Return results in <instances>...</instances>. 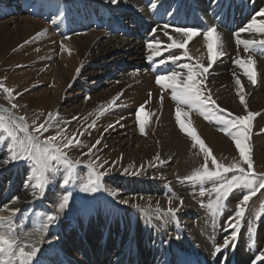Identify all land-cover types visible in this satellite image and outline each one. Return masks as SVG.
<instances>
[{
    "label": "bare ground",
    "instance_id": "obj_1",
    "mask_svg": "<svg viewBox=\"0 0 264 264\" xmlns=\"http://www.w3.org/2000/svg\"><path fill=\"white\" fill-rule=\"evenodd\" d=\"M184 1L187 2L189 6L192 5V7L196 9L194 1ZM247 1L248 0H228L229 5L231 4V6L234 7L235 17L230 24L228 20L224 21V29H217L221 34L220 50L223 51L225 55L215 63L213 69L207 75V80L211 87L212 85L213 87L217 85L216 83H218V80L227 82L226 87L222 86V88L217 91L216 89L213 90L210 88L211 94L214 100L219 99L222 101L220 104L221 108L232 109V112L238 114L239 112L234 109L241 110L243 105H240L239 96L237 95V85L234 82V74L241 80L242 87L244 88L247 109H250V111L253 109V112L264 109V48H257L256 51H249L246 53L243 45H236L233 36V33L237 29L243 27L250 21L255 12L264 8V0H255L254 3H251V0L249 3H247ZM178 2H174L175 6ZM189 2L191 3L189 4ZM225 2V0H209L208 4L210 6H213V4L222 5ZM202 3L205 5L204 1H202ZM28 7H31L29 13L26 15L21 14L26 11ZM184 7L186 8V5ZM192 7L190 6L189 8ZM245 8L247 11L243 15L242 12ZM149 10L150 7H146L142 0H119V3L116 5L111 4L109 0H0V16L4 15L7 11H18L21 15L19 16V21H15L12 18V20L7 19L0 22V37L1 35H6L4 40L0 39V43L4 47L8 44L10 45L12 42H15L11 45L12 47L19 43V46L11 53L10 60L15 64V67L16 65L24 67L16 73L10 74L12 82L21 79L23 76H28V74L32 72V67L37 63L33 64L30 62L31 65L28 62L30 56H33L31 58L34 61H37L39 56L49 55L50 57L48 56V58L55 57V59H57L53 62V68L57 74L55 82L60 83L59 87L57 85V88L61 90L67 88L68 84L66 85V83L68 79L69 82L75 81L76 85L79 86L80 84L83 85L88 83L90 80H95L98 77H104L105 75H119L122 77L114 81L115 85L112 86L110 95L107 96L108 100H105L104 104L101 105L103 103L102 100L99 109H130L131 107L135 109L141 104L144 106L146 115L152 112H154V114L156 113L153 115L154 118L150 115V120H146L149 126L152 125L149 128L150 133L148 132V135H153L152 137L156 140L158 139L159 141H155L156 143L154 140L151 142L149 138L150 140H146L144 145L139 148H134L133 146L134 149H132L127 141L131 139V134L127 135L128 132L125 133L124 130L120 129H117L116 134L110 132L107 133L103 139H101L102 137H98L93 141L92 145H96V147H92V152L98 151V153L107 158L110 163L119 162L125 164L131 162V160L146 161L152 156H155V154H160L161 151L166 150L168 156L172 155V157H176L179 152L189 150L193 147L192 145H194L191 137L185 132H182L177 125L174 113L177 104L168 97L171 96V89H161V87L154 82L156 81L157 75L153 74V70L149 73L147 72L148 70L145 69L147 66L146 61L149 58L148 54H152V50L147 48L146 45L147 42L152 41L154 42V47H156L155 42H160L161 55L155 57L156 61L161 59L166 60L169 54L182 57L176 64L169 62L165 65L175 68L173 72L186 74L185 69L180 71L181 67L179 65L183 63L207 65L206 41L201 32L193 41L189 42L185 49L177 48L166 50V45L171 43V41L163 34L164 30L162 26L165 23L176 25V19L173 18V20L170 21L163 20L162 22H167L156 24V22L151 21ZM179 11L183 14L180 19L183 21L181 25L186 26L187 22L191 20L193 22L196 21L195 16L193 18H188V15L183 13V8ZM8 22H12L14 27L9 28L10 26L5 25L8 24ZM212 23L214 22H208L209 25ZM108 24L111 26H108ZM201 24L203 23L201 22ZM208 24L203 26L196 23L195 27L206 28ZM117 26L120 28H127V33L115 34V32L111 31V27ZM153 28H158L155 34L152 32ZM143 29H145V31ZM168 31L175 39H183L179 34L172 32L171 29ZM239 38L259 40L264 39V35L243 33ZM34 50L39 52V55L35 56ZM185 52L187 56H185ZM248 55H252L256 61L255 67L258 73V82L255 86L247 80L242 70L237 65L233 64V59L237 57L246 59ZM159 57L161 59H159ZM56 65H61V72L57 73ZM120 67H131L132 69L130 71L128 70V72L122 69L116 70ZM5 78H7V75ZM165 82L166 84L168 83V81ZM119 85L120 87H118ZM125 86L127 88H124ZM52 89L53 94H56L54 84ZM126 91H130V93L123 94V92ZM145 91L151 93V96H146V93H143ZM73 93L75 95L81 94L77 89ZM91 93L92 92H88L89 99L87 103L79 107L81 112L85 109L96 108L94 102L100 95ZM205 94H208L207 90ZM162 96L163 99L161 100ZM117 97H125L124 105L123 103H115V98ZM47 101L48 95H45L42 106H44ZM147 108L151 110L148 111L146 110ZM0 109H8L6 111L8 115L5 118V125L16 135L18 140H24L28 135L34 134L31 131L30 123L26 122L25 119L24 121H20L19 117H21V115L14 111L11 112L9 110L11 108L7 107L2 99H0ZM173 110L174 112H172ZM182 111L188 112V115H182L181 119L186 124L190 125L196 131L200 139L212 147L218 156L222 157L223 154H227L228 157L237 155L238 151L231 137L226 135L223 131L222 133H217V127L221 125L220 123L216 120H207L208 122H205L203 120L205 118H203L199 112L195 110L189 111L183 106ZM158 113L161 114L158 119L159 125H157L160 127L158 128L156 126L157 129H153L154 124L152 120L157 119L156 116ZM55 115L56 114L53 113V116ZM172 116L174 118L171 119ZM166 119H169V121L173 123L172 125L176 131L173 132L170 125L169 127H166V125L164 126L163 121ZM13 121H15V123H13ZM130 122H132V120H130ZM17 125L26 127L27 132L20 131ZM105 126L107 127V125ZM260 126H264V111L259 114L254 121L252 128L254 130L251 136L252 144L249 141V148L251 145H255L254 155L252 156L254 162L258 166H260L259 163H263L261 168L264 170V150H261V145L264 144V135L262 133L259 134L255 129H260ZM96 129H94L91 134H96L98 132ZM97 140L100 141L98 145L96 144ZM149 141L151 143H149ZM9 155L10 150L6 151V147H3L0 143V216L6 218L4 227L0 230L4 231H7L9 225L13 227V220L19 219L20 215L32 208L35 198L38 199L41 192V189H34L32 187V185L37 182L36 178L38 175L36 170L30 169L25 173L24 170H22L23 160L19 162H9L6 165L3 164V160ZM156 161L159 162V159ZM240 195L241 194L236 193L231 197L234 200H238ZM14 197L18 198L15 202H13ZM48 198L49 195L46 193L45 197H43L45 201L43 203L46 204L44 205L45 207L48 206ZM12 209H18V211L13 214ZM138 210H140V212L134 210V214L125 213L124 215L121 213L119 207L112 203H105L102 206L100 205L97 211L93 209L77 215L74 221L72 220L70 228L63 227L62 224H59V220L57 224H54V226L49 229V232H46L42 236L41 241L44 244V248L37 256L35 255L36 257L29 263L59 264L61 260L70 259L68 255H66L67 252L71 256H74L73 250L80 244V239L76 233V227L83 217H87L88 221L84 223L81 234H83V238H85L90 246L87 254L84 253L83 256L90 261L98 259L100 261L98 262L101 264H148L149 262V264H178L177 261L187 254L195 256L198 261L204 264H253L256 257L260 255L261 250H264V234H260L259 232L264 230V220H260L258 225L254 224L257 225V227L254 225L252 226L251 229L255 231L254 236L246 232L241 234L238 232L239 239L238 242H235V246L225 248L223 247L224 239L230 232L225 233V237L221 236L218 231L219 223L216 222L217 218L214 216L215 219L211 220L212 222H209L210 224L205 226V215L200 213L201 228L196 231V229H192L178 222L176 217L168 214L165 210L153 207L149 209L140 208ZM56 212L59 213L58 219L62 220V214H60L57 209ZM202 213L205 214L204 211ZM142 214L144 215L142 222L141 220H133V222H131L134 216L140 219L138 216L142 217ZM170 219L173 220L181 230L180 235L177 234V236H174L172 232H170L168 225ZM21 220L23 219L21 218ZM248 222L250 221L248 220ZM129 223H132L130 230H128ZM114 228L115 230H113ZM144 229H150L152 231L156 239L154 243L149 241L146 236L144 237ZM235 231L237 230L235 229ZM15 235L18 236V232ZM22 236V234L21 236L19 235V240L22 239L20 238ZM252 245L255 246V249H252ZM217 247L220 248L218 252L215 251ZM257 264H264V261H257Z\"/></svg>",
    "mask_w": 264,
    "mask_h": 264
},
{
    "label": "rangeland",
    "instance_id": "obj_2",
    "mask_svg": "<svg viewBox=\"0 0 264 264\" xmlns=\"http://www.w3.org/2000/svg\"><path fill=\"white\" fill-rule=\"evenodd\" d=\"M225 1L227 2L228 0ZM249 2L250 0L247 1V3ZM178 3L180 4V2ZM178 3L176 4V7L182 6V5H178ZM190 3L191 2H189V4ZM183 6H185V4ZM190 6L192 7V5ZM30 8L31 7H28V9H26V11H24L21 14H25V15L28 14ZM19 16L21 15L18 13V11H7L4 15L0 16V22L7 19L12 20V18L15 21H19L20 20ZM190 22L193 21L191 20ZM5 25L10 26L9 28L14 27V24L12 22L11 23L8 22V24ZM5 37L6 35H1L0 39L4 40ZM14 43L15 42H12L10 43V45L8 44L6 47H4L0 43V99H2V101L7 105V107L11 108L9 109L11 112L14 111L20 114L22 117L25 118L26 122L30 123L31 131L34 133L33 135L39 137V142L41 144L47 137L56 136L57 140L54 143H56L61 147L62 151H64L67 159L70 162V164H64L63 162L60 163L52 162V165H54V167L50 166L48 169L44 171L46 181H45V186L41 188L40 197L38 199L35 198L34 205L32 206L31 209L27 210L24 214L20 215V217L22 216L21 218L23 220H21L20 217H19L20 220L19 219L13 220L14 221L13 239L18 244L22 246H28L25 248L26 251H31L33 247L38 249V251L36 252V256H37L39 252L44 248V244L41 241L42 236L46 232H49V229L53 227L54 224H57L59 220H60L59 224H62L63 227L65 226L66 228H70L72 220L74 221L77 215L82 214L85 211H89V210L91 211L93 209L94 211L95 210L97 211L98 207L100 205L101 206L104 205L105 203H112L115 206L119 207L121 213L124 215L125 213L134 214V210L140 212V210H138L140 208L149 209L152 207L165 210L168 213V209L171 207L173 209H177L176 215L174 217L178 219V222L184 224L185 226H189L192 229L194 228L196 229V231L198 229L200 230L201 228V220H200L201 214L207 217L206 218L204 216V220H206L204 223L205 226L210 224L212 222L211 220L215 219L214 217H216L217 218L216 222L219 223L218 226L219 234L225 237L226 232L224 230V222L227 220L229 216L233 215V213L235 212L237 200H234L232 199V197H230L225 202L224 208L221 210L219 208H215V193L211 191L214 184L213 181H205L203 183L183 182L185 177L193 174V172L197 170H200L202 166L205 164L204 154L200 151L198 144H195V146L192 145L193 147L189 150L186 151L184 150L179 152L176 157H172V155L168 156L166 154L167 153L166 150V151H161L160 154L157 155L155 154V156H152L150 159L146 161L131 160V162H127L125 164L119 162L110 163L108 159L100 155L98 151L89 153V149L90 148L92 149L93 146L92 144L94 140H96L98 137L99 138L102 137L101 139H103V137L110 132L116 134L117 129L124 130L125 133L128 132L127 135L131 134V139H128L127 141L132 149L139 148L140 146L144 145V142L146 140L148 141L151 139L150 140L151 142H153L152 140H154V142L155 141L158 142L159 141L158 139L156 140L154 137H152L153 136L152 132H151L152 136L148 135V132L150 133L149 128L152 125L149 126V124H147L148 121L147 119L150 120V115L154 118L153 115H155L156 113L154 114V112H152L146 115L147 121L145 124V131L147 134L145 133V131L143 134H141L135 116V113L137 109L141 106V104H139L135 109H132L133 107H131L130 109H122V108L99 109L100 106L104 104L105 100L106 101L108 100L107 96L110 95V90L112 86L115 85L114 81L119 80V78H121L122 76L119 75L116 76L115 74L112 76L105 75L104 77H98L95 80H90L88 83H85L83 85L80 84L79 86L82 87L77 86L75 81L69 82V79L67 78L68 79V80L66 79L67 80L66 85L68 84L67 88L61 90L60 88H57V85L59 87L60 83L55 82L57 74L55 73V69L53 68L54 67L53 62H55L57 59H55V57L48 58L49 55L39 56V59H37L38 62L36 60L34 61L31 58L33 56H30L28 62L29 63L31 62L33 64L37 63L34 65V67H32V72H30L28 76L27 75L23 76L22 78L24 79L21 78L17 81L15 80L14 82H12L10 78L11 75L24 68L23 66L21 67L18 65H16L15 67L14 66L15 64H13V62L10 60L11 53H13L15 51V48L19 46L18 43L16 46L12 47L11 45H13ZM34 51H35V56L39 55V52H37L36 50ZM149 54L148 56L152 57V54L151 55ZM159 59L161 58L159 57ZM56 66H57V73L61 72V68H62L61 65L60 66L56 65ZM119 69H122L123 71L127 70L125 72H128V70L130 71L132 68L120 67L117 68L116 70ZM145 69L148 70L147 72L149 73L152 70L149 69L147 66L145 67ZM174 70L175 68L170 70V72H173ZM182 70L183 69L181 68L180 71ZM6 75L7 78H5ZM164 83L166 84L165 81ZM53 84L55 86L56 94H53V89H52ZM216 84L217 85H214V87L213 85L211 87L209 81L207 80L206 88L207 89L211 88L213 90L216 89L217 91L221 89L222 86L226 87L227 82L218 80V83ZM118 87H120V85ZM124 88L127 87L125 86ZM4 89H9L10 93L5 92ZM76 89L81 93L80 95H75L73 93L76 91ZM88 92L89 93L92 92L91 94L100 95L101 98L97 97V100L94 102V104L96 105L95 109H85L84 111L81 112L79 107L87 103L89 99V98L86 99V97H88ZM128 92L130 93V91ZM128 92L127 91L123 92V94L126 93L128 94ZM143 93L144 94L146 93V96H149L148 91H145ZM45 95L46 96L48 95V101L44 104V106H42V101L45 99ZM168 97L171 98V96ZM124 98H120V97L115 98L116 99L115 103L118 104L123 103L124 105V100H125ZM171 100L173 99L171 98ZM100 102L102 103L101 105ZM216 102L220 106L222 101L218 99L216 100ZM13 103L18 105V107L13 109L11 107ZM240 105L242 106V104ZM242 107L243 108L241 110L234 109L238 111L239 114L232 112L231 111L232 109H227V110L233 113L234 115H246L247 113L245 111V106L243 105ZM7 110L0 109V115H3L6 118V116L8 115V113L6 112ZM146 110L150 111L151 109L147 108ZM174 110L172 112H174ZM247 110L250 111V109ZM263 111L264 109L262 110L260 109L259 111L256 112L258 114H261ZM53 113H55L56 115L53 116ZM144 113L146 114V112ZM217 114L220 116H224L225 118H229V119L231 118L227 115V113L218 112ZM50 115L53 116L52 119L53 121H52V126L48 129V131L42 133L34 132L35 127L41 123H44L49 118ZM160 116L161 114L158 113L156 116L157 119L152 120V123L154 124L153 129L154 128L157 129V127L158 128L160 127L157 126L159 125L158 119L160 118ZM257 116L253 120V124ZM74 117L76 119H73ZM172 118L174 117L172 116L171 119ZM116 120L120 121L121 123L116 124L117 122ZM130 120H132V122H130ZM203 120L206 122L208 119H203ZM108 124L114 125V127H109L110 125ZM163 124L164 126L166 125V127L167 126L169 127L170 125L173 132L176 131V129L172 125L173 123L169 121V119L164 120ZM105 125H107V127ZM119 125H123V126L121 127ZM219 127H217V133L219 132L222 133L220 129L223 126L220 125ZM94 129L98 131L96 134L93 133L95 135L91 134V132L94 131ZM255 129L257 130L256 132L260 134L262 133L261 130L264 129V126H260V129L259 128H255ZM253 130L254 129L251 130L250 139H249L250 142L252 139L251 136L253 134ZM262 134L264 135V133ZM69 139L73 140L74 144L76 143V141H79V143L75 147L69 146L68 148H64L63 145L66 144ZM150 141L149 143H151ZM0 143L2 144L3 147L4 146L6 147V151L10 150L9 148L14 144L12 137L8 135V131H5V129H0ZM205 145L210 149L212 155L217 159L218 162L223 163L225 165L239 162L238 153L237 155L232 157H228L227 154L226 155L223 154L224 156L222 155V157H220L215 153L212 147H210L206 143ZM261 150H264V144L261 145ZM254 151H255V145H251L249 155L253 161V170L256 174H264V170L263 168H261L263 163H259L260 166H258L254 162V159L252 157L254 155ZM157 157H159V161L163 160L164 163L161 164L160 162H157L156 161L158 160L156 159ZM78 160H82L83 165L76 164L75 162ZM93 162L95 164V169L97 172L105 173V175L102 178L103 189L93 195H88L80 192L78 189L82 183L86 182L89 179V177L93 175L92 169L89 167V165L92 164ZM207 166L209 167V169H211L212 167L211 160L208 161ZM241 166L247 169V165L242 164ZM22 167H23L22 170H24L25 173H27V171H29L30 169H35L37 175H39L40 173L38 167L31 161H22ZM228 175L230 178L232 174L230 173ZM66 179L68 180V183L64 184V181ZM202 190L204 191V195H201ZM66 191H71L73 195L70 198V207L66 209V211L60 212V214H62L63 217V219L61 220L58 219L59 213L56 212V209L58 210L59 203L62 201V196L63 194H65ZM243 191H246V189H244L243 186H241V188L238 189L234 194L236 193L242 194ZM46 193L49 195L48 198L49 200L47 204L48 206L45 207L44 205L46 204L43 203L45 202L43 200V197H45ZM181 199L183 200L182 205L180 203ZM122 200H127L129 203L127 205L122 204L120 203V201ZM169 200H171V203H169ZM134 204L138 205L139 207L134 208L132 206ZM210 204L213 205V207H209ZM214 208H215V214H214ZM203 211L205 214L202 213ZM49 215H54L57 217V219L51 225L45 226L47 224V217ZM138 217L140 219L134 216V219H132L131 222H133V220H137V221L141 220L142 222V218L144 219V215L142 214V217L140 216ZM248 220L250 222H248ZM260 220H264V190H262L261 193L257 194L255 197L251 199V201L247 206L242 223L240 226L236 228V230L240 234L246 232L248 234H253L254 236L255 231L251 228L254 224L258 225ZM62 221L64 222V224ZM69 221H70V225H69ZM87 221H88L87 217H83L79 221V224H77L76 233L78 234V237L80 239V244L76 249L75 248L74 250L72 249L73 254L75 255L71 256L68 252L65 253L66 255H68L69 258L72 257L74 258V260H82L83 263H85L87 260V262L90 264L91 262H93V264H101L99 263L100 261L98 259H95V261L93 260L90 261L88 260V258L83 256L84 253L87 254V251L89 250L90 247L88 245V242H86L85 238H83L84 237L83 234H81L83 225L84 223H87ZM131 224L132 223H129L128 230L131 229ZM168 225L170 228V232H172L174 236H177V234L180 235L181 230L178 228V226L175 224L173 220L170 219ZM257 225L254 226L257 227ZM113 230H115V228ZM144 231H145L144 237L146 236V238H148L149 241L154 243L156 239L152 231L150 229L147 230L144 229ZM230 231L231 230H229V232ZM17 232H18V236L15 235ZM259 232L260 234H264V230ZM21 234L23 236L20 237L22 239L19 240V235L21 236ZM80 255L85 257L86 260L85 258H81ZM3 259L5 262L8 263L9 258L7 256H4ZM14 264H19V261L18 260L17 262L14 261Z\"/></svg>",
    "mask_w": 264,
    "mask_h": 264
},
{
    "label": "snow or ice",
    "instance_id": "obj_3",
    "mask_svg": "<svg viewBox=\"0 0 264 264\" xmlns=\"http://www.w3.org/2000/svg\"><path fill=\"white\" fill-rule=\"evenodd\" d=\"M109 2L113 5H116L119 3V0H109ZM252 2L254 3L255 0H252ZM156 7L157 0H152L150 8L154 10ZM171 14L172 13L170 12L169 15ZM162 29L164 30L163 34L171 41V43L166 45V50L177 48L185 49L189 42L193 41L195 37L199 36L202 31L199 27L176 26L167 23L162 26ZM169 29H171L172 32L179 34L181 37H183V39H175L168 31ZM157 30L158 28H153V34H155ZM243 33L264 35V8H261L258 12H255L248 23L233 33L236 45H243L244 51L246 53L249 51H256L257 48H264V39H240L239 37ZM202 34L204 40L206 41L205 46L207 49V65L199 63L196 65L183 63L179 66L186 70V74H182L180 72L159 74L156 76L155 83L160 86L161 89H171V98L177 104L175 109V120L179 129L191 137L192 141L194 142V146L195 144H198L200 151L204 154L205 164L200 170H197L193 172V174L185 177L183 182L203 183L205 181H213L214 184L211 191L215 193V208H219L221 210L224 208L225 202L238 189H240L241 186L246 189V191H243L237 200L235 212L224 222L225 232L229 233V230H231L229 235H226L224 239L223 247L227 248L229 246L234 247L235 242H238L239 233L235 231V229L241 225L249 202L253 197L264 190V174H256L254 172L253 161L249 155V139L253 127V120L259 114L247 110L244 88L242 87L241 80L236 77L235 74L234 82L237 85V95L239 96L240 103L245 105V111L247 114L234 115L227 109L220 108L216 100L213 99L211 90L206 88L207 75L213 69L215 63L223 58L225 53L220 50L221 34L217 31V25L206 27V29L202 31ZM155 44L156 47H154V42L149 41L146 45L147 48L152 50V57L161 55L160 42L156 41ZM185 56H187L186 52ZM152 57H149L150 61ZM181 59L182 57L180 56L169 54L166 60L161 59L158 63L159 65H164L169 62L176 64L177 61ZM233 64L237 65L242 70L243 75L253 86L257 84L258 73L255 67L256 61L252 55H248L246 59L237 57L233 59ZM164 81H168V83L165 84ZM206 90L208 94H205ZM4 91L10 93L9 89H4ZM149 96H151V93H149ZM88 98L89 97H86V99ZM162 99L163 96L161 97V100ZM182 106L186 107L189 111L195 110L199 112L200 115L205 117V119L216 120L218 123H220L223 126L220 130L231 137L234 146L238 151L239 162L229 165L218 162L217 159L212 155L210 149L206 147L205 143L197 135L196 131L181 119L182 115H188V112L182 111ZM11 107L15 109L18 107V105L13 103ZM218 112L227 113V115L231 118L229 119L225 118L224 116H220L217 114ZM135 116L139 131L143 134L146 124V114H144L143 105L137 109ZM24 119L25 118L22 116L19 117L20 121H24ZM52 119L53 117L50 115L44 123H41L35 127L34 132L42 133L48 131V129L52 126ZM73 119L76 118L74 117ZM13 123H15V121H13ZM116 124H120V122L117 121ZM120 126L122 127L123 125ZM17 127L20 131L27 132L26 127H22L20 125H17ZM109 127H114V125H110ZM0 129H5V131H8V135L11 136L15 142L10 147V155L3 160V164L6 165L9 162H19L21 160L31 161L34 163L40 170V173L36 178L37 182L32 185L34 189H41L45 186L46 177L44 175V171L50 166L54 167L52 162H63L64 164H70L61 147L54 143L57 140L56 136L47 137L42 142V144L39 142V137L34 135H28L26 139L18 140L16 135L7 129L5 125V117L3 115H0ZM261 132L264 133V129H262ZM78 143L79 141H76L74 144L73 140L69 139L67 143L63 145V147H75ZM99 143L100 141L97 140L96 144L98 145ZM92 147L95 148L96 145H93ZM91 152L92 149L90 148L89 153ZM156 159H159V157ZM209 160H211V169H209L207 166ZM159 162L161 164L164 163L163 160H160ZM75 163L78 165H83L82 160H78ZM242 164L247 165V169L242 167ZM89 167L92 169L93 175L90 176L86 182L82 183L78 190L82 193L93 195L103 189L102 178L105 173L97 172L94 162L90 164ZM230 173L232 175L229 178L228 174ZM67 183L68 180L66 179L64 184ZM72 195L73 193L71 191H66L65 194H63L62 201L58 206L59 212H64L70 207V198ZM201 195H204L203 190L201 191ZM17 199L18 198L14 197L13 202H15ZM120 203L127 205L129 202L127 200H122ZM169 203H171V200H169ZM180 203L181 205L183 204L182 199ZM132 206L134 208L139 207L135 204ZM209 207H213V205L210 204ZM17 211L18 209H12L13 214H15ZM176 211L177 209L170 207L168 209V214L175 216ZM5 219V217L0 216V229H3ZM56 219V216L49 215L47 217V224L45 226L51 225ZM26 247L28 246H22L13 239V227L11 225L8 226L7 231L0 230V264H5L3 259L4 256L9 258L8 264H14V261L17 260L19 261V264H29L32 258L36 255L38 249L33 247L31 251H26ZM215 251H220V248L217 247ZM257 261H264V250H261L260 255L256 257V259L253 261V264H257Z\"/></svg>",
    "mask_w": 264,
    "mask_h": 264
}]
</instances>
